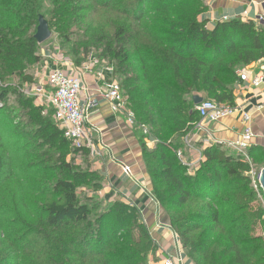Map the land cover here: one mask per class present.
Listing matches in <instances>:
<instances>
[{"label":"trees","instance_id":"16d2710c","mask_svg":"<svg viewBox=\"0 0 264 264\" xmlns=\"http://www.w3.org/2000/svg\"><path fill=\"white\" fill-rule=\"evenodd\" d=\"M80 4L65 0V9L71 13ZM41 5L42 0H0V11L12 19L0 26V59L9 63L0 73L16 75L27 85L35 81L24 74L20 59L29 65L40 61L30 31L39 24ZM105 7L120 10L125 21L114 27L97 57L114 68L137 126L147 127L158 141L152 149L142 141L143 160L154 199L165 208L187 258L193 264H264V209L250 177L252 164L232 149L213 145L191 168L178 158L173 142L198 121L194 97L235 105L237 71L264 62V24L235 19L209 29L201 20L207 12L204 0H106ZM10 92L0 90V109L15 136L27 142L29 154L42 159L43 147L71 146L87 167L84 171L65 155L59 157L65 178L53 186L56 198L43 206L42 229L25 222L44 241V255L33 264H147L155 244L140 211L113 202L95 214L93 200L82 203L78 188L94 185L99 191L103 185L91 171L89 151L74 148L53 110L44 116L45 106L33 97L16 96L23 118L18 123L6 104ZM249 154L256 159L264 151L251 148ZM2 172L0 159V178Z\"/></svg>","mask_w":264,"mask_h":264},{"label":"crops","instance_id":"0c3cea01","mask_svg":"<svg viewBox=\"0 0 264 264\" xmlns=\"http://www.w3.org/2000/svg\"><path fill=\"white\" fill-rule=\"evenodd\" d=\"M204 3L207 12L201 16V20L207 23L209 29H213L219 22L235 19L253 21L259 25L257 21L264 14V0H204ZM44 47L47 49L49 46ZM43 53V61L32 71L34 73L32 77H36V82L39 83L37 89L46 85L47 77L53 70L60 69L69 76L80 78L83 89L82 103L88 99L98 102V107L92 113L89 122L91 126L101 131V138L97 134L95 139L97 141L101 139L105 145L100 156L91 159V171L97 172L103 182L102 188L95 193L96 197L105 205L124 202L140 211L155 244L147 264H164L166 255L177 256L172 229L163 218L161 207L154 199L152 183L143 160L142 141L151 149L156 144L144 137L139 129L130 128L126 117L112 112L110 105L98 95L97 91L99 88L102 89L104 80L117 79L114 71L111 74L105 71L104 68L108 66L103 63L105 60H100L98 57L96 63H93L89 58L85 61L74 60L50 49ZM87 64L90 65V71L83 72V67ZM247 67L248 80H240L241 82L234 87V106L238 108L234 115L216 123L202 122L198 118L185 137H176L173 140L183 154V161L190 164L191 168L197 167L200 163L202 151L209 147L207 140L212 139L227 144L240 139L246 128L244 114L251 117L249 126L258 136L251 142V148H262L264 90L252 86L249 80L255 76H264V62L260 61ZM99 72L105 73L102 81H98ZM38 101L42 104L41 99ZM125 167L130 169V174L124 171ZM180 247L185 264H193L187 258L182 245Z\"/></svg>","mask_w":264,"mask_h":264},{"label":"rangeland","instance_id":"374dc122","mask_svg":"<svg viewBox=\"0 0 264 264\" xmlns=\"http://www.w3.org/2000/svg\"><path fill=\"white\" fill-rule=\"evenodd\" d=\"M81 1V7L79 5L73 7L75 9L70 13L65 9V0H42L39 15L48 22L52 37L42 45L37 44V54L40 55L38 63L29 65L28 59H20L24 66V74L34 76L32 73L34 67L43 61L42 54L48 49L79 61L88 59L91 55L97 58L108 44L109 36L113 35L114 27L125 21L120 10L113 12L105 7L106 0ZM11 22L10 16L0 11V26H9ZM37 27L38 24L31 29L30 35H36ZM44 46L49 47L45 49ZM8 64L7 61L0 59V71L9 69ZM34 79L33 84L27 85L16 75L0 73V90H11L6 104L13 117L18 116L16 117L18 123L23 118L20 117L22 108L17 103L16 96L27 95L29 88L36 90L39 83L36 82V77ZM35 103L40 104L38 98H35ZM2 105L3 103L0 102L1 109ZM1 109L0 159L3 172L0 178V264H33L36 259L44 255V241L40 235L30 233L25 222L39 230L42 229L43 206L56 198L53 186L57 181L65 178L58 167L59 157L65 155L68 162L80 165L84 171L87 167L85 158L75 154L71 146L60 149L43 147L38 156L44 157L35 159L28 153L27 142L15 136ZM51 111V108L45 106L44 116H51ZM28 122L25 119L23 123L28 124ZM251 160L253 175L250 174V177L257 180L264 168V155H259L256 159L251 157ZM93 186L78 188L77 195L82 203L93 200L96 204L95 214H100L108 205L96 197ZM262 204L264 209V203ZM160 207L163 218L170 225L165 208ZM260 232L261 228L258 234Z\"/></svg>","mask_w":264,"mask_h":264},{"label":"built area","instance_id":"2783aa9c","mask_svg":"<svg viewBox=\"0 0 264 264\" xmlns=\"http://www.w3.org/2000/svg\"><path fill=\"white\" fill-rule=\"evenodd\" d=\"M258 24H264V14L259 17ZM90 62L96 63L97 58L93 55L89 57ZM106 63L108 67H105V71H109L110 74L114 71V68ZM84 71H90V65L87 64L83 67ZM108 72V73H109ZM105 73H98V81H102ZM237 75L240 80L247 81L249 70L248 67L241 68L237 71ZM250 84L256 88H262L264 90V76H255L249 80ZM98 95L103 98L109 105L112 112L116 114H122L126 117L127 123L130 128H138L143 135L151 140L154 144L158 141L154 139L151 135L150 130L143 126H137L135 115L131 109L127 108V102L121 84L117 79L104 80L102 89H98ZM27 96L38 98L42 100L43 106L51 108L54 112V121L59 126V128L64 132L65 138L70 140L73 147L76 149H86L90 153V158L94 159L100 156L101 150L105 147L103 141L100 139L97 141L95 135H99L101 138V131L90 125V118L94 110L98 107V102L96 100L88 99L86 102L82 103L83 89L81 87L80 78H75L74 76H69L63 70L56 69L53 70L47 77L46 85L38 89L29 88L27 91ZM196 111L202 122H219L229 116L234 115L238 108L236 106L218 104L212 100L204 99V101L196 106ZM243 120L246 124V128L241 135L240 139L233 143L224 144L223 142H217L212 139L207 140L209 146L213 145H223L229 149L234 150L238 155L242 156L245 161L252 164L250 154L248 153L251 148V142L258 138L254 133L251 126H249L251 117L248 114L243 115ZM264 151V143H263ZM178 158L182 161L184 165L190 167L183 161V154L178 151ZM202 161V158L199 162ZM124 171L130 174V169L125 167ZM253 175V173H250ZM259 177V176H258ZM252 182L257 196L264 203L263 190L259 184L257 178L252 177ZM175 244L178 251L177 256L173 257L166 255L164 259V264H185V258L181 252V241L178 235L172 231ZM264 236V229H263Z\"/></svg>","mask_w":264,"mask_h":264},{"label":"water","instance_id":"95a60500","mask_svg":"<svg viewBox=\"0 0 264 264\" xmlns=\"http://www.w3.org/2000/svg\"><path fill=\"white\" fill-rule=\"evenodd\" d=\"M34 37L39 45L46 43L52 37V32L50 30L49 24L43 16H40L39 18L37 33ZM203 101L204 98L201 96H196L193 99L195 107L201 104ZM258 180L264 194V168L260 172Z\"/></svg>","mask_w":264,"mask_h":264}]
</instances>
